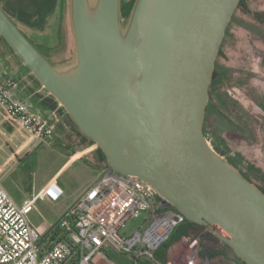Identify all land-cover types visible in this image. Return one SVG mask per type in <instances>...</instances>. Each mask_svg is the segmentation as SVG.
<instances>
[{
  "label": "water",
  "instance_id": "95a60500",
  "mask_svg": "<svg viewBox=\"0 0 264 264\" xmlns=\"http://www.w3.org/2000/svg\"><path fill=\"white\" fill-rule=\"evenodd\" d=\"M241 0H69L75 63L53 65L0 6V37L98 145L107 167L209 228L229 264H264V194L203 131L215 62Z\"/></svg>",
  "mask_w": 264,
  "mask_h": 264
},
{
  "label": "rangeland",
  "instance_id": "374dc122",
  "mask_svg": "<svg viewBox=\"0 0 264 264\" xmlns=\"http://www.w3.org/2000/svg\"><path fill=\"white\" fill-rule=\"evenodd\" d=\"M3 1L0 0V3L3 4ZM126 1L121 0V4ZM127 18L122 16L123 26ZM18 26L57 68L75 63L69 0L58 1L56 12L43 32L21 24ZM222 44L216 60L225 76L220 91L223 103L210 106L205 113L207 140L212 148L220 145L221 139L224 140L230 156L240 154L264 171V0H244V6L236 11L235 21ZM7 48L5 45L8 53ZM17 76L25 94L30 95L33 88L36 93L46 95L42 85L38 87L27 73ZM51 117L56 123L55 130L61 131L63 117L58 113ZM66 139L69 140V137ZM55 145L30 141L28 134L4 122L0 109V183L13 201L21 205L31 200L40 187L51 180L64 189V195L57 202L45 198L34 200L28 219L35 227L49 226L57 221L83 191L97 181L99 169L104 168L101 163L84 167L82 161L62 168L69 152L66 147ZM9 155L13 158L8 159ZM221 157L227 161L225 156ZM145 219L146 214H140L129 220L121 229V235L125 238L136 232L143 235L148 227ZM105 254L114 264H135V261L137 264H155L146 256L137 259L133 252L125 253L114 248L106 250Z\"/></svg>",
  "mask_w": 264,
  "mask_h": 264
},
{
  "label": "built area",
  "instance_id": "2783aa9c",
  "mask_svg": "<svg viewBox=\"0 0 264 264\" xmlns=\"http://www.w3.org/2000/svg\"><path fill=\"white\" fill-rule=\"evenodd\" d=\"M18 89V80L0 65L4 122L42 142L50 140L55 121L33 112L29 102L16 97ZM63 195V188L51 180L31 200L17 205L0 183V264H114L105 254L111 248L133 252L137 259L146 256L155 264H221L219 256L202 253L203 237H214L217 244L224 245L207 227L171 244L164 262L153 256L172 230L186 220L175 208H165L155 188L136 176L104 167L97 181L42 233L28 219L34 200L57 202ZM140 214H146L144 234L123 237L121 229Z\"/></svg>",
  "mask_w": 264,
  "mask_h": 264
},
{
  "label": "trees",
  "instance_id": "16d2710c",
  "mask_svg": "<svg viewBox=\"0 0 264 264\" xmlns=\"http://www.w3.org/2000/svg\"><path fill=\"white\" fill-rule=\"evenodd\" d=\"M133 3L134 0H128L121 4V14L123 17L129 16ZM0 6L17 26L18 24H21L22 26H25L29 29L43 32L48 24L49 19L56 12L58 6V0H4L3 4H1ZM243 6H244V0H241L226 29V33L223 38V41L229 35V28L232 25V23L235 21L236 11ZM0 41L7 46V44L4 42V40L1 37H0ZM222 45L223 44H221V47ZM34 46L46 57V55L41 51L39 47H37L36 45ZM7 49L8 52L12 54L13 57L19 62L18 58L15 56L12 50L9 47ZM22 68L25 73L30 75L32 81H34V83L38 87L41 86L40 82L35 78L33 74L30 73V71L26 67L22 66ZM224 77H225L224 71L220 69L216 60L212 83L209 87V100L205 113L207 112L210 106H214L213 104L215 103V101L220 100L221 102H223V96L222 94H220V91ZM16 79H19V77H17ZM30 92L31 93L29 94L33 96L32 98L33 102L37 103L40 109L54 111L58 113L60 116L63 117L64 124L69 129L74 130L77 133V135H79L86 143L94 144L92 140L87 138L84 134H82L78 130V128L75 126L70 116L65 112V110L62 107L59 106L56 99L53 96H51L46 90H44L46 95L36 93L35 89L33 88L30 89ZM250 98L255 100L254 96L252 95H250ZM203 131L205 136L209 140L208 130L205 126V119H204ZM221 142L222 143L220 145L214 146L213 149L220 156H225L226 160L234 168H236L247 181L257 185L258 189L264 194V171L260 167L256 166L254 163L245 160L243 157L240 156V154H236L235 156H230L229 154L230 150L226 147L224 140L221 139ZM96 151L99 161L98 164L100 165L101 163L104 164V167H107L103 152L100 150V148H97ZM203 228L204 227L201 225L190 223L188 221L179 224L172 230V232L170 233L169 237L164 242V244L153 253V256L157 260L164 262L167 259L166 250L171 244L179 241L182 237H194L197 234H199L203 230ZM201 245H202V253L210 257L219 256L221 254V250H222L221 248L223 247L232 251L231 248L225 244L224 245L217 244L216 239L214 237L213 238L203 237L201 240Z\"/></svg>",
  "mask_w": 264,
  "mask_h": 264
},
{
  "label": "crops",
  "instance_id": "0c3cea01",
  "mask_svg": "<svg viewBox=\"0 0 264 264\" xmlns=\"http://www.w3.org/2000/svg\"><path fill=\"white\" fill-rule=\"evenodd\" d=\"M14 59L15 58L13 57L12 54H10L9 52L7 53V51H5V45L0 41V65L3 66L4 68H7L8 71H9V74L16 79L18 77L17 75L25 74V72H24V70L22 68L23 65L20 63V61L16 62ZM14 64H16V66ZM31 96L32 95L25 94L24 91H23V87H21L19 85V89L16 91V97L18 99H20V100H24V101L29 102L31 104L33 112H35L37 114H40L42 116H46L47 114L49 116H53L56 113L54 111H48V110L40 109L38 107L37 103L33 102V100L31 99ZM28 99H31V101H28ZM58 131H59L58 129L55 130L52 138L50 140L44 141V142L47 145H51L52 146V145L56 144V145H60V146L62 145V146L67 148V151L69 153L67 155V161H66V163L64 164V166L62 168H64L65 166H67L69 164H75L78 161H82L84 167H88L92 163H99L98 155H97V151H96L97 148H99V147H97L95 143L94 144L86 143L79 135H77V133L74 130L69 129L64 123H63V126L61 128V131H59V132ZM66 137H69V140H67ZM29 140L30 141H35L36 143H40V140L36 139L35 137H30L29 136ZM13 155H14V153H13ZM13 155H9L8 159H12ZM61 169L56 173V175L54 177H56L59 174ZM99 170H100L99 172H100V175H101V171L103 169L100 168ZM49 182L47 181V183L42 185L40 187V189L38 190V192L41 189H43ZM70 207L71 206H69L66 209V211ZM48 227H49L48 225H45L43 227H37V228L40 229L41 232L45 234ZM135 264H136V262H135Z\"/></svg>",
  "mask_w": 264,
  "mask_h": 264
},
{
  "label": "flooded vegetation",
  "instance_id": "af4514ba",
  "mask_svg": "<svg viewBox=\"0 0 264 264\" xmlns=\"http://www.w3.org/2000/svg\"><path fill=\"white\" fill-rule=\"evenodd\" d=\"M59 1V0H58ZM1 5V4H0ZM214 96V95H213ZM216 103H223V102H221L220 100H217V101H215V103L214 104H216ZM213 104V105H214ZM222 250H221V254L219 255V257L221 258V264H229V261L231 260V259H236L235 258V256H234V254H233V252L232 251H230V250H228V249H226L225 247H223V248H221Z\"/></svg>",
  "mask_w": 264,
  "mask_h": 264
}]
</instances>
